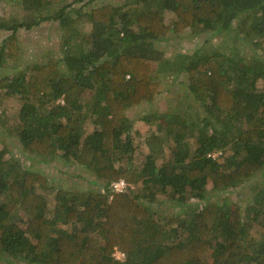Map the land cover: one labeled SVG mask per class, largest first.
Wrapping results in <instances>:
<instances>
[{"label":"trees","instance_id":"trees-1","mask_svg":"<svg viewBox=\"0 0 264 264\" xmlns=\"http://www.w3.org/2000/svg\"><path fill=\"white\" fill-rule=\"evenodd\" d=\"M19 1L22 15L18 6L0 14V255L28 264H264V0ZM45 20L57 21L59 46L20 63L21 29ZM192 27L234 29L251 51H242L246 62L221 48L178 58L157 47ZM175 85L186 103L151 115L139 161L140 130L127 110L174 95ZM11 135L41 161L81 165L100 188L52 185L9 151ZM260 177L244 203L211 199L241 196ZM119 178L128 190L110 189Z\"/></svg>","mask_w":264,"mask_h":264},{"label":"rangeland","instance_id":"rangeland-1","mask_svg":"<svg viewBox=\"0 0 264 264\" xmlns=\"http://www.w3.org/2000/svg\"><path fill=\"white\" fill-rule=\"evenodd\" d=\"M122 2L123 0H82L80 4L90 2V5L104 4L106 2ZM18 6L20 14L24 13L23 6L19 0H0V14L4 17H8ZM172 16H168V20H171ZM10 22V20L7 19ZM56 20H45L32 29H21V61L30 62L42 60L43 54L51 48H57L60 43V33L58 32ZM83 28L88 29L91 26V21L87 18L82 23ZM6 30H0V39L6 33ZM157 47L163 50L165 56L180 58L184 53H191L194 50L200 48L203 52H214L218 48L225 49L228 52L234 54L237 58H240L243 62H246V58L242 54V51L249 54L251 51L243 40L236 34L234 29L230 33L219 32L213 33V31L205 30L203 28H187L180 34H169L168 36L159 38L156 41ZM246 57V56H245ZM21 65V64H20ZM167 80H175V74L170 73ZM178 86L172 87L174 95L164 97L158 102L143 101L131 106L127 112L130 117L135 121V127L139 128V133L136 135L137 151L139 154V161H144L148 153V145L145 142L146 136L149 133L150 127L149 119L154 112L166 110L174 106L176 103L185 101L186 97L182 91H179ZM182 106V105H181ZM9 151L17 156L19 159L35 170H38L49 178L52 185L60 188L67 189H99V183L97 177L86 170L79 164L68 163L62 158H57L51 161H41L36 155L22 152V146L17 137L5 138ZM4 140H0V148L4 146ZM260 178L250 179L242 189V195L238 192L239 189H234L225 193H214L211 195L212 200L223 201L228 198L231 201L242 203L245 200H250L253 196V188L256 182ZM243 199V200H241ZM160 208L163 209H175L169 203L160 202ZM0 255V264H28L18 259Z\"/></svg>","mask_w":264,"mask_h":264},{"label":"built area","instance_id":"built-area-1","mask_svg":"<svg viewBox=\"0 0 264 264\" xmlns=\"http://www.w3.org/2000/svg\"><path fill=\"white\" fill-rule=\"evenodd\" d=\"M62 101H64L63 99H61ZM219 152H215L213 153L214 156H216ZM110 189L114 192H120V191H125L129 189L130 183L125 179V178H119L116 180H112L110 182ZM115 254L120 257V258H124L125 254L120 251L117 250L115 252Z\"/></svg>","mask_w":264,"mask_h":264}]
</instances>
